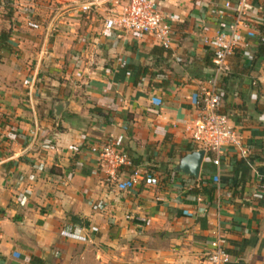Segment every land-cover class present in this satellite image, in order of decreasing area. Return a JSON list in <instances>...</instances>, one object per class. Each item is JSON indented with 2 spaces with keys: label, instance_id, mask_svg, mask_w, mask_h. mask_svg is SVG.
<instances>
[{
  "label": "crops",
  "instance_id": "crops-1",
  "mask_svg": "<svg viewBox=\"0 0 264 264\" xmlns=\"http://www.w3.org/2000/svg\"><path fill=\"white\" fill-rule=\"evenodd\" d=\"M155 1L173 29L168 52L150 35L107 31L109 0H11L7 11L0 0V264H207L217 229L229 264H264L260 35L243 30L222 74L219 111L250 154L224 153L217 191L207 159L197 179L174 167L192 151L195 99L213 75L204 39L231 15L223 0ZM253 2L258 29L264 0ZM108 141L131 161L115 179L88 149ZM137 166L157 182L119 189Z\"/></svg>",
  "mask_w": 264,
  "mask_h": 264
},
{
  "label": "built area",
  "instance_id": "built-area-1",
  "mask_svg": "<svg viewBox=\"0 0 264 264\" xmlns=\"http://www.w3.org/2000/svg\"><path fill=\"white\" fill-rule=\"evenodd\" d=\"M109 1L112 10L104 21V28L107 31L117 32L119 35H131L138 40L150 35L164 49L170 48L173 29L164 13L159 10L155 0ZM222 5L223 9L230 13L231 22L228 25L219 23L220 29L215 37L212 40L204 39L203 44H212L213 75L207 80V87L199 91L196 96L195 104L198 108V115L194 120L191 133L194 150L204 149V159L211 162L214 167L213 179L217 184V191L220 190L218 183L221 178V157L224 153L233 148L237 150L241 158L247 159L250 154L249 147L242 142L238 132L230 123L228 115L219 111L223 91L218 87V80L227 71V59L242 41L243 30L249 33V36L257 33L260 35L259 41L264 43V34H259L257 28L251 27L252 14L255 10L253 0H223ZM89 8V3L82 6L83 11ZM88 149L96 157L97 163L105 168L113 179L116 178L119 169L131 166L127 153L117 149L112 142L92 144ZM147 174L148 170L145 166L134 167L118 181L117 186L121 190H128L141 181L157 182L156 178ZM261 186L262 183L257 191V197L264 195V189ZM220 202L217 203L218 206ZM213 234L205 253L207 264H229L231 259L226 250L225 237L219 229Z\"/></svg>",
  "mask_w": 264,
  "mask_h": 264
},
{
  "label": "water",
  "instance_id": "water-1",
  "mask_svg": "<svg viewBox=\"0 0 264 264\" xmlns=\"http://www.w3.org/2000/svg\"><path fill=\"white\" fill-rule=\"evenodd\" d=\"M65 107V102L56 100L53 103V113L55 118H58L61 111ZM205 156L204 149L192 150L185 154L174 167V170L182 175L197 179L201 171V165Z\"/></svg>",
  "mask_w": 264,
  "mask_h": 264
},
{
  "label": "trees",
  "instance_id": "trees-1",
  "mask_svg": "<svg viewBox=\"0 0 264 264\" xmlns=\"http://www.w3.org/2000/svg\"><path fill=\"white\" fill-rule=\"evenodd\" d=\"M258 29L261 32V35H263L264 34V26H260V27H258ZM7 38H8V34H1L0 35V42L4 43ZM160 48H161L162 51L168 52V49H164L163 47H160ZM160 48H157V49H160ZM154 49H156V48H154ZM257 56L258 57H260V56L264 57V43H262V42H260V44L258 46ZM226 77H227V75L226 76H220V78L218 80V87L223 91L224 95H225V91L222 89L223 87H222L221 83L223 82V80H225ZM194 149H195V146L192 144V146H190L186 151H191V150H194ZM131 160H132L133 164H139L141 162V159H138V158H136V159L131 158ZM242 160L246 164L245 168L248 169V167H249L248 163H246V161L244 159H242ZM169 163H171V162H169ZM148 169L153 171V166L150 165ZM235 170L236 169H234L233 172H232L234 177H233V184L230 187V189L234 193L238 190V187H239L238 183H240L239 178L238 179L236 178L237 177V173H236ZM199 183H200V187H199L200 190L199 191L203 190L204 193H206L210 198H212L213 195H214L215 187L214 186L207 187V185L203 184L202 182H199ZM261 183H262L261 187L264 189V179H262ZM192 191H194V190H192Z\"/></svg>",
  "mask_w": 264,
  "mask_h": 264
},
{
  "label": "rangeland",
  "instance_id": "rangeland-1",
  "mask_svg": "<svg viewBox=\"0 0 264 264\" xmlns=\"http://www.w3.org/2000/svg\"><path fill=\"white\" fill-rule=\"evenodd\" d=\"M9 1L11 0H3L6 11L10 8V5L8 4Z\"/></svg>",
  "mask_w": 264,
  "mask_h": 264
}]
</instances>
